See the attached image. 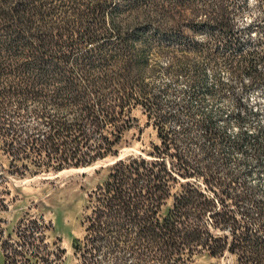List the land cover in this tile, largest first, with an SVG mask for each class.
Wrapping results in <instances>:
<instances>
[{
	"label": "trees",
	"instance_id": "16d2710c",
	"mask_svg": "<svg viewBox=\"0 0 264 264\" xmlns=\"http://www.w3.org/2000/svg\"><path fill=\"white\" fill-rule=\"evenodd\" d=\"M149 1L0 0V156L7 163L0 159V210L5 172H58L117 156L124 134L137 126L139 107L159 143L148 156L109 165L105 180L88 193L84 235L71 243L77 264H124L125 255L134 264H177L204 251L264 264V195L214 151L235 141L208 115L198 124L203 135L196 152L186 148V129L172 128L175 115L145 81L146 52L133 43L139 33L93 30L108 17L118 27L115 14ZM212 15L194 29L231 30L224 7ZM248 56L238 60L241 73L250 70ZM51 228L28 215L17 222L15 238L0 228V264H58L65 250L47 242Z\"/></svg>",
	"mask_w": 264,
	"mask_h": 264
},
{
	"label": "rangeland",
	"instance_id": "374dc122",
	"mask_svg": "<svg viewBox=\"0 0 264 264\" xmlns=\"http://www.w3.org/2000/svg\"><path fill=\"white\" fill-rule=\"evenodd\" d=\"M216 7H224L228 12L232 31L211 33L205 24L194 29L195 24L211 18ZM256 20H264V0H151L137 9L115 14L113 21L118 27L108 17L104 25L93 30L139 33L133 43L146 52L147 63L142 68L145 81L158 93L163 109L175 115L172 128L180 132L186 129L189 138L185 140L186 148L196 152L197 140L203 135L198 124L209 115L216 129L237 144L216 146L217 157L225 159L229 169L246 179L259 196L264 195V77L256 80L253 73L237 69L238 60L250 53L247 58L264 75V21L258 24ZM249 23L258 27L247 28ZM230 42L237 43L231 50L226 46ZM231 52L241 53V58L236 56L232 62L224 59ZM133 115L138 119L137 126L124 134L117 155L121 158L148 156L151 144L159 143L156 130L147 124L143 111L136 107ZM112 158H104L106 163L65 178L55 177V171L24 176L5 172L2 188L6 206L0 210L4 237L9 234L16 237L17 222L25 215L40 218L52 226L46 231L51 248L58 245L65 250L58 264H77L71 243L84 235L82 218L88 193L105 180L109 165L114 163L109 160ZM0 159L6 168V161L1 156ZM171 203L169 199L167 205ZM122 260L124 264H134L128 255ZM110 262L103 260V264ZM141 264L160 262L150 260ZM177 264H237V261L228 251L219 257L204 251L191 258L182 256Z\"/></svg>",
	"mask_w": 264,
	"mask_h": 264
},
{
	"label": "bare ground",
	"instance_id": "6f19581e",
	"mask_svg": "<svg viewBox=\"0 0 264 264\" xmlns=\"http://www.w3.org/2000/svg\"><path fill=\"white\" fill-rule=\"evenodd\" d=\"M109 160L110 161L111 160L113 161V159H109ZM106 162H107L106 160H101V161L96 162L93 166H91V167H85V168H87L89 170V169H92L94 167H97L98 165L104 164ZM85 168H80V169H77V168L64 169V170H61V171H59L58 173H56L54 175H55V177H58V178H65V177L72 176V175L76 174L78 171L83 170Z\"/></svg>",
	"mask_w": 264,
	"mask_h": 264
},
{
	"label": "built area",
	"instance_id": "2783aa9c",
	"mask_svg": "<svg viewBox=\"0 0 264 264\" xmlns=\"http://www.w3.org/2000/svg\"><path fill=\"white\" fill-rule=\"evenodd\" d=\"M259 21L260 22H262V21H264V20H256V23H258L259 24ZM258 24H256L255 25V23H249V25H247V28H253V26L254 27H258L257 25ZM232 31V29L231 30H229V31H227L228 33H230ZM241 53H238V55H237V57H240L241 58V55H240ZM247 55H249L250 53H246ZM238 64H239V62H238ZM247 73H253V74H251V75H254L253 77H254V79H256V80H261V79H263V78H261V79H257V78H255V75L257 74V73H261V72H258L255 68H254V65H251V67H250V70H249V72H247ZM264 76V75H263Z\"/></svg>",
	"mask_w": 264,
	"mask_h": 264
},
{
	"label": "water",
	"instance_id": "95a60500",
	"mask_svg": "<svg viewBox=\"0 0 264 264\" xmlns=\"http://www.w3.org/2000/svg\"><path fill=\"white\" fill-rule=\"evenodd\" d=\"M113 159V162H115V161H117V160H119V159H122L120 156H114V158H112ZM86 167H88V166H86ZM81 168H85V167H81ZM61 171V170H60ZM59 172V171H58ZM58 172H56V173H58ZM56 173H54V174H56Z\"/></svg>",
	"mask_w": 264,
	"mask_h": 264
}]
</instances>
